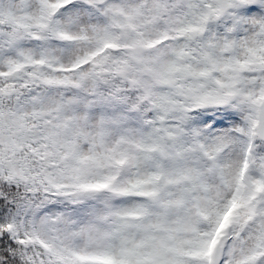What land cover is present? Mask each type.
<instances>
[{
  "label": "snow or ice",
  "instance_id": "obj_1",
  "mask_svg": "<svg viewBox=\"0 0 264 264\" xmlns=\"http://www.w3.org/2000/svg\"><path fill=\"white\" fill-rule=\"evenodd\" d=\"M0 264H264V0H0Z\"/></svg>",
  "mask_w": 264,
  "mask_h": 264
}]
</instances>
